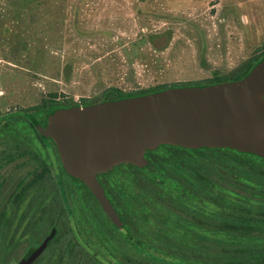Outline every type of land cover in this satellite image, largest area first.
<instances>
[{
	"label": "rangeland",
	"instance_id": "obj_1",
	"mask_svg": "<svg viewBox=\"0 0 264 264\" xmlns=\"http://www.w3.org/2000/svg\"><path fill=\"white\" fill-rule=\"evenodd\" d=\"M263 51L264 0H0V151L14 155L5 160L0 153V264L7 254V264H21L52 231L56 241L34 264H221L222 249L264 242L263 233H221L214 224L209 234L199 228L203 235L190 237L186 207L206 212L221 204L220 193L249 205L264 200L231 184L232 178L248 177L242 164L220 166L222 174L198 166L197 178L171 155L202 148L160 144L145 151L148 165L124 161L95 174L133 242L106 218L87 183L66 170L53 139L45 162L61 181L56 193H62L71 219L61 214L60 202L48 206L46 197L55 192L46 188L18 216L10 201L21 182L41 171L26 128L10 121L51 93L79 103L110 87L132 92L208 84ZM33 113L46 127L54 112ZM258 165L264 167V158ZM173 198L184 208H175Z\"/></svg>",
	"mask_w": 264,
	"mask_h": 264
},
{
	"label": "water",
	"instance_id": "obj_2",
	"mask_svg": "<svg viewBox=\"0 0 264 264\" xmlns=\"http://www.w3.org/2000/svg\"><path fill=\"white\" fill-rule=\"evenodd\" d=\"M40 131L54 140L66 170L87 183L121 226L95 177L99 171L124 161L141 164L145 151L160 144L228 148L264 158V58L239 81L61 109ZM50 238L21 264H32Z\"/></svg>",
	"mask_w": 264,
	"mask_h": 264
},
{
	"label": "trees",
	"instance_id": "obj_3",
	"mask_svg": "<svg viewBox=\"0 0 264 264\" xmlns=\"http://www.w3.org/2000/svg\"><path fill=\"white\" fill-rule=\"evenodd\" d=\"M263 58H264V51L260 55H256L242 66L232 71L229 75L220 76L216 74L215 76H213V78L208 80V84L198 83L195 85H191V84L159 85L156 87H151L149 89H145L141 91H132V92H125L118 87H110L105 89L101 93V95L96 99L84 98L81 99L79 103L74 102V99L60 100L56 93H51L48 96V98L43 99L40 104L33 106L28 110L22 111L19 114V118H18L19 120H17L16 123H14L15 121H10V123L20 124L21 126L26 128L29 134L30 143L33 145V147L37 148L38 151L37 153H39L37 158L41 164L40 166L41 171L40 173L34 175L30 181L21 182L17 187V189L15 190V192L11 195L10 201L17 208L16 216L19 215V209L22 205L26 204L27 206L29 204L28 202L30 201L32 202V201L40 200L42 194L41 191L46 188L50 192H55V193H48V196L46 197V203L48 202L47 203L48 206L51 204V200L56 201L58 203L60 202L59 204L61 205V210H62L61 214L65 218H67V220L71 219L70 211L66 207V203L64 202L62 193H56L57 189L60 190L61 181L56 177L55 180L51 177V171L49 170L50 164L45 162V159H47L46 152L47 151L49 152L51 150L52 138L41 133L40 127L45 128V125L36 118L33 112L35 113L37 112L39 114H47V116H49L52 111L56 112L61 109L70 108V107H78V106L83 107L105 101L127 99V98L160 92L170 88L191 87V86L203 87L206 85L235 82L245 78L252 71V69L260 61H262ZM8 119H14V117ZM0 144H2L1 138H0ZM163 146H167V145H162L161 147ZM170 147H175V146H170ZM178 149L180 148L178 147ZM188 150L191 153H186L182 155H178L176 153L171 154L175 158L176 164L179 165L180 169H182L183 171H186L189 174H193V176H196L197 178H201V173L197 171L198 166L204 165L206 170L213 169L216 172H219L224 168L225 164H228L230 166L231 165L238 166V167L244 165L248 169L246 170L248 171V177L246 178L244 177L245 179L232 178L230 180L231 184H235L238 187H245L246 190L253 191L254 193L259 194L261 197L262 196L264 197V167L258 165L259 160L261 159L263 160V158L258 157L255 154L241 153L228 148H202L195 153L193 152L195 150H190V149ZM0 153H1V157L5 160H10L11 158L14 157L12 152L8 151L7 148L2 149ZM199 153L203 156L202 158L200 157L201 155L198 156ZM141 164H146V165L149 164L145 160L144 154L142 156ZM220 166H222L223 168ZM218 174H222V172H219ZM224 177L229 178L230 175H224ZM219 195H222L221 204L219 203L218 206L217 204H214V206L211 209L207 210L206 212L194 211L193 209H190L188 207L184 209L185 211L189 210L188 212H186V214L188 215L189 218H191L189 219L192 223L189 229L191 230L190 237L191 235L193 237H197L199 236V234L203 235V233L201 232L203 230L198 231L199 228L207 230L206 232L209 234L208 231L210 230L214 231L213 227L210 226L212 224L218 226L216 228V231H219L221 233L234 232L239 235H242L243 237H248L256 233L264 234V200H262L261 203H253L249 205V204H245L244 201L237 202L236 200H232L231 198H229L230 196L229 193H225V195L224 193L223 194L220 193ZM172 205L175 208L176 207L184 208L183 206H185L178 199H174V198L172 201ZM104 213L106 218L110 220L111 218L109 217V215L105 211ZM6 214H7L6 212H3L2 217L5 218ZM184 228H189V226ZM118 229H122L123 235L127 239L131 240V242L135 241L130 238L129 233L125 231L122 225L119 226ZM51 235L52 238H50L47 247H49L56 241L55 239L56 234L54 233V231L50 232L49 235L46 237V239ZM134 244L138 249L144 250V247L142 248L141 246H139L137 242H134ZM176 244L191 245L184 241L182 242L175 241V245ZM47 247L44 249L43 252H45ZM234 248L235 247L231 246L228 248V250L222 249V251L220 252L221 254H219L221 256V264H264V242L251 243L250 241H248L243 244V247L236 249ZM88 252L91 253L92 255L95 254L93 250H88ZM35 262L36 260L33 262V264ZM169 262L170 261H166V263ZM4 263L7 264L8 261L4 260ZM169 264H184V263L170 262Z\"/></svg>",
	"mask_w": 264,
	"mask_h": 264
},
{
	"label": "flooded vegetation",
	"instance_id": "obj_4",
	"mask_svg": "<svg viewBox=\"0 0 264 264\" xmlns=\"http://www.w3.org/2000/svg\"><path fill=\"white\" fill-rule=\"evenodd\" d=\"M0 229H1V228H0ZM8 230L10 231V229H8ZM9 233H10V232H9ZM43 253H44V252H43ZM43 253H42V254H43ZM42 254H41V255H42ZM41 255H40V256H41ZM40 256H39V257H40ZM6 257H7V259H6ZM11 257H12V254L10 255V258H11ZM39 257H38V258H39ZM4 259H6V260H10V259H9V254H7L6 256L4 255ZM36 260H37V259H36ZM32 264H33V263H32Z\"/></svg>",
	"mask_w": 264,
	"mask_h": 264
}]
</instances>
